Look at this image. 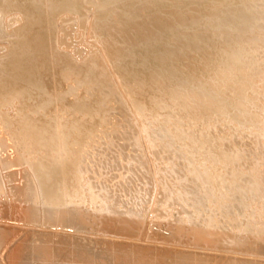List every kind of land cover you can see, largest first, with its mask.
<instances>
[{"label": "bare ground", "instance_id": "obj_1", "mask_svg": "<svg viewBox=\"0 0 264 264\" xmlns=\"http://www.w3.org/2000/svg\"><path fill=\"white\" fill-rule=\"evenodd\" d=\"M90 1L0 0V18L5 4L24 22L23 30L11 35L6 76L0 75L14 91L3 104L24 100V117L9 129L0 121V147L7 155V165L14 164L17 156L22 158L14 139L23 151L32 145L44 152L33 169L44 172L41 176L56 185L43 183L38 191L59 211L69 207L72 197H84L80 170L98 174L103 189L112 183L123 187L121 194L141 193L136 197L140 202L149 189L148 175L144 181L136 177L140 184L135 192L124 188L132 180L122 184L124 176L131 177L127 167L117 164L122 151L111 162H105L104 149L92 158L82 156L87 150L85 142L97 140L90 138L97 120L113 108L109 101L108 106L103 105L98 94L76 98L77 88L65 77L72 78V83L104 85L121 108L126 95L115 90L100 58L77 64L58 50L56 23L64 14L84 15ZM93 5L94 28L113 58V73L123 77L130 107L156 123H166L170 132V145H164L171 154L174 150L167 177L171 195L183 202L185 212L190 211L192 196L199 197L201 207L196 214L205 219L202 228L193 230L196 239L232 253H245L248 259L237 264H251L252 252L264 254V0H98ZM46 72L51 87L43 80ZM66 107L69 110L63 113ZM121 108L110 115L119 118ZM17 132L30 141V147L16 138ZM192 143L198 148V152L192 151L199 154L203 169L190 171L183 179L177 163L186 156L176 155L175 149L183 146L192 153ZM188 156L190 160L193 154ZM143 202L134 204L140 207Z\"/></svg>", "mask_w": 264, "mask_h": 264}, {"label": "rangeland", "instance_id": "obj_2", "mask_svg": "<svg viewBox=\"0 0 264 264\" xmlns=\"http://www.w3.org/2000/svg\"><path fill=\"white\" fill-rule=\"evenodd\" d=\"M95 1L98 0H91L85 4L84 15L64 14L63 18L59 19L56 23L58 26L56 32L59 34L57 41L60 48L58 45L57 47L63 55L68 54L70 57H66L71 58L70 61L72 60L73 63L82 64L100 58L115 84L116 89L113 88L126 95L122 102L125 106L121 108L119 102L112 101L104 85H83L79 80L72 83L70 81L72 78L65 77L68 84L77 88L76 98L84 100L85 98L82 97H88V94H98L103 105L111 103L108 105L112 106V113H119V108L122 111L119 118L115 119L110 115L111 112H107V116L97 120L95 131L90 135V138L94 137L97 140L90 139L85 142L87 150L82 156L92 158L95 153L104 149L107 156L104 160L108 162L110 159L113 160V155L116 156L118 151H122V159H119L117 164L127 167L131 177L120 178L119 184L122 179V184L127 179L132 180L131 186L129 184L128 187H124L132 193L140 184V179L136 177L144 181L148 175L146 181L149 189L144 193V200L140 202L137 198H140L141 193L126 195L124 191L121 194L123 187H116L112 183L109 184V181L106 182L109 188L105 186L103 189L98 174L89 171L81 173L80 170L79 182L82 184L85 198L72 197L68 203L69 207L59 211L58 208L53 207L47 196L38 191L43 183L56 185L55 181L46 180L41 176L44 172L33 169V163L44 156V152H41L38 146H32L29 140L17 132L16 138L24 139L31 148H24L23 151L20 142L12 140L15 146L18 145L17 152L22 158L17 156L18 160L14 164L7 165L5 163L7 155L0 147V264H237L240 260L248 259L249 256L245 253H232L231 249L209 246L196 239L193 230L202 228V220L205 219L203 215L196 214L201 207L199 197L192 196L193 201L188 203L190 211L185 212L183 202H179L171 195V185L167 181L169 171L172 169L170 158L173 157L174 151L172 150L171 154L167 149L171 142V139L167 138L170 132L166 130V123H156L148 115L134 112L130 107L123 77L113 73L115 71L113 58L106 48L104 49L102 39L94 28ZM2 10L4 12L1 13L0 18V75L5 78L11 57V35L20 33L24 22L18 12L8 11L5 4ZM59 27L63 28L61 30L64 33ZM111 73L115 75L112 76ZM5 80L0 78V121L6 129H9L24 117L21 109L24 100L13 99L3 104L5 98L14 94L12 88L5 86L7 84ZM8 80L11 83L10 76ZM43 80L48 87H51L48 72L43 75ZM66 110L68 111L69 108L66 107L63 113ZM160 127L163 129L161 130ZM164 144L167 146L165 147ZM182 148L175 150L176 155L186 156L177 163L182 168L183 179H186L188 172L196 173L197 170L203 169V166L201 160H198L199 154H196L198 152L196 144H191L192 153H188L189 148L186 150L183 146ZM193 148L197 152L192 151ZM188 154H193L192 159L189 160ZM70 183L73 184L74 181ZM115 187L117 189H114ZM134 194L136 196H133ZM134 197H137V202ZM139 202L141 204L143 202V206L138 207ZM250 256L251 264H264V254L259 251L252 252Z\"/></svg>", "mask_w": 264, "mask_h": 264}]
</instances>
